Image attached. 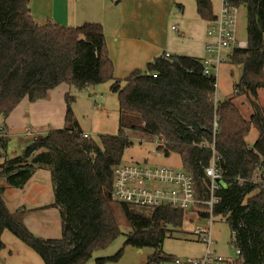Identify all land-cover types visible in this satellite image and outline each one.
Returning <instances> with one entry per match:
<instances>
[{
    "label": "trees",
    "instance_id": "1",
    "mask_svg": "<svg viewBox=\"0 0 264 264\" xmlns=\"http://www.w3.org/2000/svg\"><path fill=\"white\" fill-rule=\"evenodd\" d=\"M194 1L201 20L215 18L210 0ZM233 3L247 10V44L230 51L226 60L242 65L243 76L234 86V97L215 103L217 80L204 74L200 58L162 55L147 64L145 73L150 75L135 71L123 84L115 77L101 24L40 25L31 14V0H0V117L8 118L25 98L33 103L47 100L62 84L83 91L105 83L118 96L121 115L117 135L99 141L84 138L68 97L65 128L33 140L21 156L0 165V178L11 187L23 188L36 167L49 170L54 184L51 206L59 209L62 220L61 238L34 236L21 222L25 211L8 210L5 187L0 186V253L1 236L8 231L44 264H86L95 251L122 234L114 213L118 205L131 227L125 246L155 250L147 264L171 260L158 253L171 232L182 227L186 212L138 208L113 199L114 169L133 145L131 131L138 130L156 139L166 157L179 155L202 200L209 198L205 169L215 160L227 188L217 192L220 203L214 215L226 219L241 251L239 264H264V185L255 183L256 177L264 178V109L258 102L264 90V0ZM240 95L248 96L254 109L250 119L234 103ZM252 126L258 137L250 147L246 137ZM7 142L0 131V150H6ZM206 209L199 205L192 211L207 219ZM122 251L96 264L117 262Z\"/></svg>",
    "mask_w": 264,
    "mask_h": 264
},
{
    "label": "rangeland",
    "instance_id": "2",
    "mask_svg": "<svg viewBox=\"0 0 264 264\" xmlns=\"http://www.w3.org/2000/svg\"><path fill=\"white\" fill-rule=\"evenodd\" d=\"M153 1L148 7V10L151 9L154 15L153 33L150 40L158 43L161 53L164 51L166 44L181 43L180 39L188 42L191 36L196 35L198 32V28L195 27L196 24L190 21L183 23L178 20L182 19L183 15L175 14L176 5L172 7V0ZM184 4L186 6L185 18H190L193 21L194 18L188 15L192 14L196 17L194 0L190 4ZM57 12L59 20L64 22L66 12L62 11L58 4ZM36 13V8H32L31 14ZM173 26L179 28L180 33L176 32L177 30H172ZM183 28H185L184 33ZM236 36L239 46L244 48L247 44V10L243 6L239 8ZM156 43L154 45L158 46ZM224 54L225 52L223 53L225 62L220 64L217 74L216 102H223L234 97V86L243 76V66L231 64L226 60ZM205 55L203 52L200 56L203 58ZM146 67L147 64L140 68V71L145 73ZM122 83L125 84V80ZM110 86V83H105L83 91H77L69 85L62 84L50 92L47 100L33 103L25 98L8 118L0 117V128L3 129L1 134L6 135L8 139L6 150H0L2 151L0 165L7 160L21 156L24 149L35 137L37 139L44 138L50 131L65 128L68 97L73 100L70 103V108L83 133L91 135V138L95 141H99L101 136L117 135L120 130V106L118 96L111 91ZM258 102L264 109V90L259 92ZM234 103L240 109L244 118L250 119L254 114L248 96L240 95L234 99ZM130 123L131 120L129 119ZM130 134L132 135L133 145L126 149L122 163L147 165L149 167L165 166L174 170L183 168L179 155L171 154L166 157L162 150L157 149L156 139L151 140L138 130L131 131ZM257 137L258 131L252 126L246 137L247 144L252 147ZM0 186L5 187L3 201L8 210L11 213L25 211L22 218L20 217L21 222L34 236L44 240L62 237V220L59 209L47 208L54 203V184L49 170L36 167L31 179L23 188L22 186L11 187L1 178ZM114 213L122 234L106 248L95 251L86 264H96L97 259L113 257L121 250L123 251L120 260L107 264H146L148 258L154 256L156 251L151 248L137 249L125 246L131 227L118 205H115ZM209 222V219H202L195 212L187 211L184 215L182 227L171 232L172 236L165 240L158 255L163 258L176 257L183 261L202 258L206 251V245L198 240L195 232L205 231L209 226ZM211 233L212 251L225 258H235L236 247L233 243L229 225L223 216L214 215L212 217ZM34 255L41 264H44L38 254L35 253ZM161 264L174 263L168 260Z\"/></svg>",
    "mask_w": 264,
    "mask_h": 264
},
{
    "label": "crops",
    "instance_id": "3",
    "mask_svg": "<svg viewBox=\"0 0 264 264\" xmlns=\"http://www.w3.org/2000/svg\"><path fill=\"white\" fill-rule=\"evenodd\" d=\"M192 1L172 0V7L176 5L175 14L183 15V18L178 20L183 23L193 22L198 32L195 36H191L188 42L180 39L181 43L166 44L162 53L158 43L150 40L153 33L154 15L148 7L154 2L153 0H116V2L114 0H31L30 8H36L37 13L32 16L40 25L52 22L74 28L87 23L101 24L104 28L109 56L115 66V77L124 81L133 72L140 71V68L165 53L202 59L200 55L205 53L203 47L206 43L207 23L198 17L197 11L196 17L192 14L188 15L194 18L193 21L185 18L184 3L190 4ZM210 2L214 15H217L221 0H210ZM57 4L62 11L66 12L64 22H61L57 16ZM238 19L239 14L237 22ZM178 29L175 31L180 33ZM184 32L185 28H183ZM155 43L158 46L154 45ZM228 54L229 52H225L224 55L227 57ZM51 205L47 208H55ZM1 240L4 248L0 253V264H41L34 255L35 252L10 232H3Z\"/></svg>",
    "mask_w": 264,
    "mask_h": 264
},
{
    "label": "built area",
    "instance_id": "4",
    "mask_svg": "<svg viewBox=\"0 0 264 264\" xmlns=\"http://www.w3.org/2000/svg\"><path fill=\"white\" fill-rule=\"evenodd\" d=\"M239 14V7L233 3V0H221L220 10L215 18L208 20L205 43V57L201 60L204 65V74L214 76L217 80L219 66L225 62L224 52L233 51L241 48L236 38V23ZM173 30H177L175 26ZM170 53H165V57L169 58ZM150 75V73H145ZM154 78L157 74L152 75ZM215 103L216 100H215ZM217 124H214V128ZM3 130L0 128V131ZM30 135V134H27ZM84 138L91 135L84 133ZM35 139H37L35 137ZM34 139V140H35ZM207 178L209 179V198L202 200L199 198L196 184L193 176L183 169L174 170L165 166L149 167L140 164H124L114 169L113 177V199L116 202L125 203L138 208H171L187 212L192 211L194 207L199 205L206 206L209 226L205 231H196L200 242L206 245L204 256L200 259H187L183 261L176 257H172L174 264H239L241 251L236 249L235 258H225L212 251V217L216 206L220 203L217 192L221 188L217 180L222 179L215 169V160L205 169ZM262 181L255 178V183Z\"/></svg>",
    "mask_w": 264,
    "mask_h": 264
},
{
    "label": "water",
    "instance_id": "5",
    "mask_svg": "<svg viewBox=\"0 0 264 264\" xmlns=\"http://www.w3.org/2000/svg\"><path fill=\"white\" fill-rule=\"evenodd\" d=\"M217 182L222 188H227V183L223 179H218Z\"/></svg>",
    "mask_w": 264,
    "mask_h": 264
}]
</instances>
